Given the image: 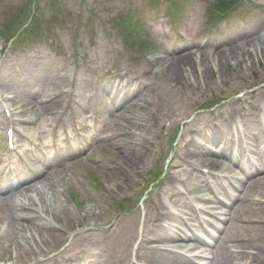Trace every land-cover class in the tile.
<instances>
[{"label": "rangeland", "instance_id": "rangeland-1", "mask_svg": "<svg viewBox=\"0 0 264 264\" xmlns=\"http://www.w3.org/2000/svg\"><path fill=\"white\" fill-rule=\"evenodd\" d=\"M218 1L177 0L180 24L175 28L169 19L173 0H39V16L46 21L37 38L12 45L14 32L30 19L33 1L0 0V89L8 87L14 93L19 125L35 138V127L41 123L50 143L57 125L62 131H70L71 124L59 123L58 107L49 111L45 102L49 95L58 104L68 100V84L77 76L83 85L78 98L89 102L85 109L78 107L82 109L83 135L71 130L70 139L61 140V160L71 148L74 151L75 144L80 145L74 157L67 160L68 167L59 165L61 170L57 171L56 163L50 166L48 161L54 160L51 150L47 159L35 163L27 156L29 165L23 164L24 168L38 167L39 171L45 166L40 171H51L54 176L46 173L38 192L31 191L25 198L17 195L15 198L24 201L25 207L17 205L15 214L0 199V264L26 262H17L15 245L17 240L25 242L32 237L27 227L16 226L19 213L29 220H46L57 228L60 247L53 253L47 250L50 254L45 258L38 247L33 261L42 259L50 264L60 251L79 250V243H86L95 250L110 249L116 264H136L141 242L147 245L160 240L144 236L153 226V218L161 217L159 204L173 199L174 186L187 185L194 196L202 197L200 206L212 205L214 210L223 211L221 206L232 201L226 234L218 230L220 237L214 242L208 240L210 251L195 252L203 261L217 259L216 247L225 235L246 239L251 246L264 245V173L247 178L244 163L238 165L210 155L206 163L228 177L203 179L188 167L187 161L193 158L185 154L191 135L201 127L214 128V123L230 122L233 117L243 116L245 120L251 108L264 121V111H260L264 110V9L252 10L256 4L264 7V0H244L240 14L230 20H211L215 13L208 4L217 5ZM52 9L59 14L60 22L46 32ZM114 18L141 22V30L150 38L144 50L148 53L136 51ZM224 54L231 55L228 58ZM166 55L168 59L162 60ZM182 55L190 56L196 69L193 65L179 68L180 78H170L171 58ZM159 60L162 62L158 66L147 67L148 62ZM41 68L43 71H39ZM33 74L45 78L34 87L39 92L35 99L27 95ZM130 78L135 79V85L139 82L144 86L136 95L138 102L125 109L114 104L111 93L107 97L99 90L107 79L116 82ZM150 78H157V82L153 84ZM70 109L69 122L72 113H77L76 108ZM124 110L123 116H117ZM4 123L0 111V139ZM213 148L219 154V146ZM2 177L5 180L8 176L0 168V180ZM146 178L152 181L149 187L144 186ZM257 179L261 181L246 200L234 198L243 194L247 182ZM204 197L211 201L201 203ZM203 227L211 226L205 223ZM181 247L172 242L169 250L181 252ZM231 248L234 264H246V254L254 252L253 248ZM141 252V259L146 260L145 250ZM198 256L196 261H200ZM248 264H264V260Z\"/></svg>", "mask_w": 264, "mask_h": 264}, {"label": "bare ground", "instance_id": "bare-ground-1", "mask_svg": "<svg viewBox=\"0 0 264 264\" xmlns=\"http://www.w3.org/2000/svg\"><path fill=\"white\" fill-rule=\"evenodd\" d=\"M230 55L231 54H228V55L224 54L223 56H227L229 58ZM165 58H167V56ZM165 58H161V59L164 60ZM162 60H159L153 64L152 62H148L147 67L151 68L153 66H158L162 62ZM172 61H173L171 63L172 65L170 67V70H171L170 78H176V79L180 78L179 68H187L189 65H193L194 69H196L195 68L196 63L190 60V56L182 55L178 58H173ZM139 74L142 75V77L143 75H145L143 71L139 72ZM160 77L161 76H157V78H160ZM157 78L156 80L152 81L153 84L157 82ZM57 84L60 87L62 86L61 82ZM140 85L138 86L139 88L137 87L134 89L135 92H131V90H129V92L127 91L128 93L126 95H124L120 100L117 101L119 103V107H122L125 109L127 106H132L138 102V100L136 99L137 98L136 95L140 92ZM110 87H111V83L107 82L105 83L103 90L109 91ZM76 90L80 91V84L78 83V81L76 84ZM34 97L35 96H33V98ZM45 103H46L45 106L47 110H52L54 107H58V105H60L58 104L59 101L54 100V96L50 97V99ZM124 114H125V110L121 112L120 114H118L117 116L120 117V116H123ZM197 146L198 144L193 145V148L189 149V152H193V155H194V149ZM222 154L224 156L227 155L226 152H223ZM259 162H261V165L264 167V159L262 157H261V160L259 159ZM256 170L257 168L253 167V170L250 175H253L256 172ZM51 176H54V174H51ZM36 179H38V181ZM22 180H23L22 182H32L33 181V183L21 188L18 191V195H23L31 191L38 192L40 189L39 183H44L46 181V177L39 179L37 175H28L26 178H23ZM258 181H261V179L252 180V181L247 182L243 190L245 197L246 195H248L249 193L255 190ZM6 201L9 204V206H7L6 209L9 211H12L13 214H15L16 212L17 205L19 207L23 206L20 200L15 199V195L13 196L8 195ZM166 214L168 215V212ZM16 216L18 219L17 223H15L16 226H19L21 228L27 227L30 231V237H32V238H29L25 242H23L22 240L16 241L15 249H16L17 254L19 255V256L17 255V259H18L17 262H20L21 260H25L26 261L24 262L25 264L30 263L33 258V253L36 252L38 247L47 248L51 251L58 247L60 241L55 233L56 228L53 227L48 221H45V220L43 221L42 219L29 220V217H27L26 215L22 213H19ZM190 216L192 220L196 219V217L194 216V212L191 213ZM234 218H235V215H234ZM153 225H154L153 226L154 229H146V235L144 236L146 238H150V236L162 237L161 234L158 233L159 227H160L159 224L154 223ZM187 227L188 225L184 224L179 234H175V233L170 234L167 236L168 237L167 239H171L175 236L176 237L184 236L185 235L184 231H186ZM231 240H233L232 237L224 238L223 242L219 245V248H218L219 251H218V257H217L216 264H232L233 263L232 255L230 253L231 247L229 245V242H231ZM237 245L246 247L247 242L238 243ZM28 247H30V252H28ZM256 249H257L256 253L254 255L247 256V258L254 260V261L263 260L264 259V247L262 245H259L258 247H256ZM103 251H104V253L102 254L103 256H94V255H91V253L83 251V250L82 252L79 253V255L83 257L84 260L86 259L89 260L90 258H94V260L92 261V264H116L115 257L111 255L112 254L111 250L103 247ZM79 255L75 254L73 256L75 258H79ZM145 257L147 260L146 264H197L193 262V259L191 257H187L182 254L171 253L167 250H162V249H154L153 251L147 250ZM200 264H203V263H200ZM206 264H211V263H206Z\"/></svg>", "mask_w": 264, "mask_h": 264}]
</instances>
